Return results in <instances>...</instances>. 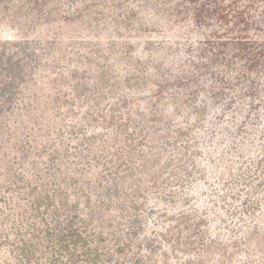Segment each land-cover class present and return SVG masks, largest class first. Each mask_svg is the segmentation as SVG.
<instances>
[{
  "label": "rangeland",
  "instance_id": "rangeland-1",
  "mask_svg": "<svg viewBox=\"0 0 264 264\" xmlns=\"http://www.w3.org/2000/svg\"><path fill=\"white\" fill-rule=\"evenodd\" d=\"M260 45L264 0H0V264H264Z\"/></svg>",
  "mask_w": 264,
  "mask_h": 264
},
{
  "label": "trees",
  "instance_id": "trees-1",
  "mask_svg": "<svg viewBox=\"0 0 264 264\" xmlns=\"http://www.w3.org/2000/svg\"><path fill=\"white\" fill-rule=\"evenodd\" d=\"M262 48H264V45L262 46V45H260ZM251 47H247V48H245V49H249L248 50V53L250 54V55H257V54H260V50L258 51V48L257 49H253V50H251L250 49ZM257 51V52H256Z\"/></svg>",
  "mask_w": 264,
  "mask_h": 264
}]
</instances>
